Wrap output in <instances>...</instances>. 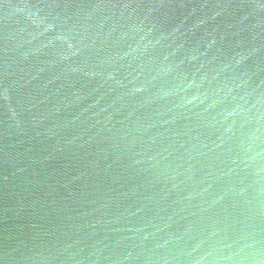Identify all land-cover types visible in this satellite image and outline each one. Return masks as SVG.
<instances>
[{"label":"water","instance_id":"1","mask_svg":"<svg viewBox=\"0 0 264 264\" xmlns=\"http://www.w3.org/2000/svg\"><path fill=\"white\" fill-rule=\"evenodd\" d=\"M0 264H264V0H0Z\"/></svg>","mask_w":264,"mask_h":264}]
</instances>
